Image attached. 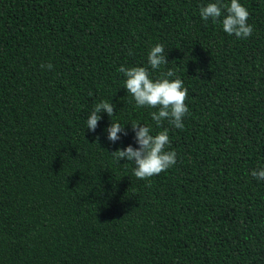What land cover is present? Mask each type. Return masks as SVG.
Masks as SVG:
<instances>
[{
    "label": "trees",
    "instance_id": "trees-1",
    "mask_svg": "<svg viewBox=\"0 0 264 264\" xmlns=\"http://www.w3.org/2000/svg\"><path fill=\"white\" fill-rule=\"evenodd\" d=\"M216 2L0 0V264H264V0H239L245 39L223 10L201 18ZM121 66L183 81L182 130L136 106ZM101 101L114 116L92 132ZM111 123L127 132L115 143ZM132 124L167 129L175 165L140 180L117 163L138 148Z\"/></svg>",
    "mask_w": 264,
    "mask_h": 264
},
{
    "label": "clouds",
    "instance_id": "clouds-1",
    "mask_svg": "<svg viewBox=\"0 0 264 264\" xmlns=\"http://www.w3.org/2000/svg\"><path fill=\"white\" fill-rule=\"evenodd\" d=\"M225 11L222 20L223 31L228 35H234L238 39L249 38L253 33V27L248 24L249 12L242 6L239 0H230V5H223L219 2L208 3L201 6L200 16L204 21L212 20L216 23ZM164 46L157 44L152 47L148 54V66L159 69L162 65L168 64L165 56ZM132 52L129 51V55ZM42 68H52L51 64L41 65ZM126 77L125 89L134 98L137 107L158 108L157 112L151 113L152 120L159 127L163 121L167 120L172 126L182 130L184 128L183 119L188 114L189 109L185 103L188 90L184 87L183 81L179 78L170 80L175 73L169 69L166 73L155 81L150 78L148 67L121 66L118 69ZM115 106L108 101H101L96 104L87 119V129L96 131L101 113H107L109 117L114 116ZM132 131L135 133V142L138 148L129 145L124 149H117L111 155L117 163L121 160L132 162L135 165L133 173L137 179L146 180L154 175L166 171L176 163V152L166 150L170 146L168 130L164 129L156 135H152V129L148 126L132 124ZM107 139L113 143L120 140L121 134L127 135L125 127L119 123H111L106 129ZM251 176L258 180H264V169L253 170Z\"/></svg>",
    "mask_w": 264,
    "mask_h": 264
}]
</instances>
